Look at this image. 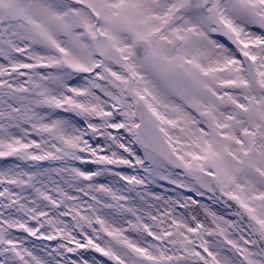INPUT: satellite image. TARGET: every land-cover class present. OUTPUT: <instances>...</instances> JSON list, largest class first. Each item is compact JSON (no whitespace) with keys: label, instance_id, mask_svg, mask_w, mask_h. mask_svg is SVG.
I'll return each mask as SVG.
<instances>
[{"label":"snow or ice","instance_id":"snow-or-ice-1","mask_svg":"<svg viewBox=\"0 0 264 264\" xmlns=\"http://www.w3.org/2000/svg\"><path fill=\"white\" fill-rule=\"evenodd\" d=\"M0 264H264V0H0Z\"/></svg>","mask_w":264,"mask_h":264}]
</instances>
